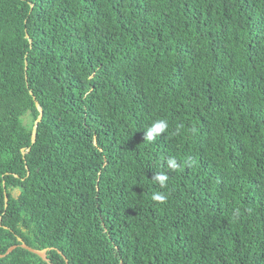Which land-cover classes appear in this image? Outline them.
<instances>
[{
  "label": "trees",
  "instance_id": "trees-1",
  "mask_svg": "<svg viewBox=\"0 0 264 264\" xmlns=\"http://www.w3.org/2000/svg\"><path fill=\"white\" fill-rule=\"evenodd\" d=\"M12 247L0 264H264V0H0Z\"/></svg>",
  "mask_w": 264,
  "mask_h": 264
},
{
  "label": "clouds",
  "instance_id": "clouds-1",
  "mask_svg": "<svg viewBox=\"0 0 264 264\" xmlns=\"http://www.w3.org/2000/svg\"><path fill=\"white\" fill-rule=\"evenodd\" d=\"M169 127L168 121L166 119H157L154 120L150 126L144 131V140L148 142L154 141L158 136L163 134ZM179 131V128L177 129ZM167 167L169 169H176L178 167L177 161L174 158H171L167 161ZM154 183H158L161 188H165L168 176L160 172L155 174L152 178ZM151 199L158 203H165L167 201V195L164 192L154 191L151 195ZM239 213L237 212L236 215Z\"/></svg>",
  "mask_w": 264,
  "mask_h": 264
},
{
  "label": "water",
  "instance_id": "water-1",
  "mask_svg": "<svg viewBox=\"0 0 264 264\" xmlns=\"http://www.w3.org/2000/svg\"><path fill=\"white\" fill-rule=\"evenodd\" d=\"M33 101H34V100H33ZM34 103H35V102H34ZM34 106H35V108H36V110H37V112H38V117H37V119L35 120V122H34V124H33V126H32V129H31V135H30V142H31V145H32V144L34 143V141H35L36 127H37V125L40 123V121H41V115H42V112H41L40 108L38 107L37 103H35ZM26 152H28V150H27ZM6 202H7V201H6V196H5V194H4V206H5ZM20 248L26 250L27 252H29V253H31V254H33V255H35V256H37V257L40 258L42 261L45 260V253H46V251H34V250H31V249L27 248L24 244H20ZM14 249H15V247H12V248L8 249V250L6 251V253H5L3 256H0V258H3V257H5V256L9 255Z\"/></svg>",
  "mask_w": 264,
  "mask_h": 264
},
{
  "label": "rangeland",
  "instance_id": "rangeland-1",
  "mask_svg": "<svg viewBox=\"0 0 264 264\" xmlns=\"http://www.w3.org/2000/svg\"><path fill=\"white\" fill-rule=\"evenodd\" d=\"M24 119V117L22 118V120Z\"/></svg>",
  "mask_w": 264,
  "mask_h": 264
}]
</instances>
